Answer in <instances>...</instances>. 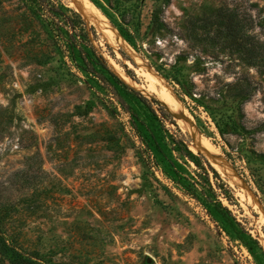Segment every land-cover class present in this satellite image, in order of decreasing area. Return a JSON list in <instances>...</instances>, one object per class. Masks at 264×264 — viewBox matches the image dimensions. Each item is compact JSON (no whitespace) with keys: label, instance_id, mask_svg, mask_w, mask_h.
Returning <instances> with one entry per match:
<instances>
[{"label":"rangeland","instance_id":"obj_1","mask_svg":"<svg viewBox=\"0 0 264 264\" xmlns=\"http://www.w3.org/2000/svg\"><path fill=\"white\" fill-rule=\"evenodd\" d=\"M86 1L113 40L75 0L61 3L210 159L232 190L222 202L264 250V0ZM14 6L0 0V264H253L192 197L144 174L123 112L108 114L57 54L37 62L47 51L29 38V14L5 21Z\"/></svg>","mask_w":264,"mask_h":264},{"label":"trees","instance_id":"obj_2","mask_svg":"<svg viewBox=\"0 0 264 264\" xmlns=\"http://www.w3.org/2000/svg\"><path fill=\"white\" fill-rule=\"evenodd\" d=\"M23 13L29 14L33 21L28 29L30 40L39 37L43 42L37 46H43L47 51L41 54L37 62L57 54L58 64L65 67L66 74L78 77L92 89V93L102 95L100 101L108 114L113 115L118 110L126 115L125 123L129 130L127 140L134 146L136 158L145 169L144 174L158 182L153 174V171H158L173 186L192 197L230 239L241 244L251 256L253 264H264V250L258 239L222 202V199L227 203L234 201L228 183L203 153L191 149L190 135L181 129L161 101L144 95L109 67L100 47L94 44V40L98 39L94 26L78 11L64 6L61 0H15L14 8L5 13V21L17 23L16 19H20L17 16L21 17ZM26 29L19 25L15 28ZM8 30H14V27ZM119 31L129 39L125 30L119 28ZM8 47L4 43V49L9 54L11 51H7ZM109 54L113 56L112 52ZM24 56L23 52L21 57ZM125 71L133 78L129 70ZM48 82L36 83L47 85ZM32 87L33 84L28 89ZM120 135L126 137L122 128L116 136L117 140ZM160 187L164 192H171L163 183ZM21 261L22 258L17 259V262Z\"/></svg>","mask_w":264,"mask_h":264},{"label":"bare ground","instance_id":"obj_3","mask_svg":"<svg viewBox=\"0 0 264 264\" xmlns=\"http://www.w3.org/2000/svg\"><path fill=\"white\" fill-rule=\"evenodd\" d=\"M75 2L79 3L81 5L82 10L85 12V14H89L91 15L93 18L92 20L100 27L99 29L103 30L104 33H106L110 39H112V35H114V32L112 29H110V27L107 25V23L105 22V20L103 19V17L98 14L95 13L92 9V7L90 6V4L86 1V0H75ZM97 11V10H96ZM90 17V16H89ZM88 18V17H87ZM91 21V20H90ZM93 22V23H94ZM98 30V29H97ZM99 31V30H98ZM102 32V31H101ZM116 38V37H115ZM119 39V38H116ZM113 40V39H112ZM121 42V40H119ZM123 46V45H122ZM163 97L166 98L167 102H169L171 105H173V108H177L179 107V103L178 101L173 98L172 96H170L169 94L165 93L163 94ZM178 109V108H177ZM175 111V110H174ZM210 153V152H209ZM208 158L209 155H208ZM210 160V159H209ZM212 162V161H211ZM215 163H218L217 161H214ZM220 163V162H219ZM218 163V165H219Z\"/></svg>","mask_w":264,"mask_h":264}]
</instances>
